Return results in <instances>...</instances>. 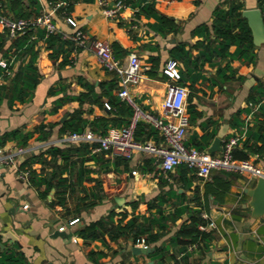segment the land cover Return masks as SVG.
<instances>
[{"label": "crops", "instance_id": "0c3cea01", "mask_svg": "<svg viewBox=\"0 0 264 264\" xmlns=\"http://www.w3.org/2000/svg\"><path fill=\"white\" fill-rule=\"evenodd\" d=\"M12 1L0 0V10L14 17L20 12L33 15L46 11L59 31L72 34L81 29L87 40L80 44L66 38L70 42L56 43L52 48L46 45L44 26L33 27L30 38L36 41L35 64L40 75L31 88H26L25 101L10 100V78L22 67L28 53L24 46L13 43L24 31L13 37L0 25L4 39L0 61L7 62V66L0 64V140L6 132L22 134L42 122L54 123L45 141L37 140V133L25 144L20 143L19 136L0 141L3 151L24 149L15 155L13 163L0 164V261L9 254H22L26 264H118L121 260L124 264H183L180 259L184 250L170 241V236L188 214L187 209L202 203V213L213 219L216 227L206 248L199 244L189 251V264H264V215H251L246 191L256 182L253 172L228 170V176L223 169L215 168L204 179L194 169L185 171L184 164L165 172L150 153L135 151L130 157H122L109 150L93 151L95 142H69L63 139L69 128L61 129L64 121H72L76 108L81 109L83 129L104 122L108 127L121 125L128 120L125 107L130 105L117 93V73L107 69L92 48L91 41L101 38L110 43L114 57L123 63L131 53L138 55L143 72L130 93L141 107L157 114H162L170 82L163 67L170 57L175 58L180 73L176 81L188 88L185 143L219 154L226 138L242 134L237 146L247 142L251 146L247 158L264 172V153L258 150L264 145L258 136L264 133L263 129L259 131L264 120V96L251 97L264 86V42H253L254 61L251 50H240L235 43L224 54H203L208 36H215L212 23L216 7L227 9L238 1L241 10L260 8L264 17V0H123L124 5L114 16L105 14L106 4L99 0H18L15 9L10 6ZM107 1L111 4L115 0ZM68 16L76 23H70ZM161 16L170 19L176 29ZM179 44L187 51L180 58L175 51ZM250 102L257 104L256 110ZM215 137L220 140L210 151ZM148 138L160 139L157 132ZM49 144L73 148L85 144L86 150L73 152L67 162L57 158L58 168L49 155L45 163L29 160ZM31 170L38 173L37 178L53 174L56 185L43 195L46 182L34 183ZM215 175L218 180L214 181ZM225 176L228 188H219V193L205 199V184H220ZM90 200L97 201L76 210ZM109 211L114 212L113 223L125 221L132 214H178L157 241L167 245L168 256L161 260L151 257L150 252L129 253L131 240L121 236L111 239L104 233L103 237L89 239L77 234L79 227ZM73 218L77 220L69 223ZM57 228L72 234L59 235L55 233Z\"/></svg>", "mask_w": 264, "mask_h": 264}, {"label": "trees", "instance_id": "16d2710c", "mask_svg": "<svg viewBox=\"0 0 264 264\" xmlns=\"http://www.w3.org/2000/svg\"><path fill=\"white\" fill-rule=\"evenodd\" d=\"M3 1V0H1ZM18 0H13V4H10L12 8L15 9V5ZM242 4L240 2H232L230 6L227 9L216 7L214 10V21H213V31L215 33V36L211 38L208 36V43L205 46L206 52H203V54L207 57L211 56L213 53H219L224 54L229 45L232 43L237 44V47L240 48V50L249 51L251 50L252 56L251 59L254 61V44L252 40L251 35V29L246 21V18L242 15L241 10ZM37 14H26L24 12H20L18 14V17H31L35 16ZM161 19L163 22H166V24H171L174 27V24L170 23V19L165 18L164 16H161ZM176 29V27H174ZM33 32V27L30 26L26 28L23 32V34L17 36L14 38L13 43L16 45V47H22L28 54L27 59L24 61L22 67L19 70H16L13 75L11 76V82H10V88H9V98L10 100L14 98L20 99V101H25V97L27 96L25 91L27 87H32L39 78V73L37 71V66L35 64L36 56H37V46L35 44V40H32L31 34ZM43 35V32H41ZM14 37V36H13ZM29 39V40H28ZM26 46L23 45L24 41H26ZM46 45L48 47H52L59 43L60 45L63 44V42H70V39H66L62 37V33L60 31L55 32H49L45 36ZM217 40V43L213 45L212 43ZM4 45V39L3 35L0 34V50L3 48ZM176 54L180 57H183V54H186L187 51L184 49V46L182 44H179L178 47H176ZM175 54V53H174ZM50 55L53 57V52L50 53ZM67 60L66 58L64 59ZM256 89V88H255ZM52 92V90H51ZM259 94L257 96L251 95L252 98H261L264 96V86H261V88H258ZM125 110L129 113V117L132 113V107L126 106ZM81 109L76 108L72 112V121H64L62 123L61 129L64 130L66 128H69V130H76L81 131L85 127L84 120L80 117ZM128 117V119H129ZM128 121V120H127ZM101 125L90 127L96 132L104 133L108 126L104 122ZM54 123L51 122H42L39 124L37 128H35L32 131H27L25 133L19 134L17 131L13 132H6L4 133L3 137L0 141H4L6 137H20V143L25 144L29 137H31L34 133L36 134L37 140L45 141L48 139V136L50 135V132L52 130ZM260 129H263L264 132V120H261L260 122ZM110 126V125H109ZM156 130H153V128L150 127V124L144 120L138 121L134 136L137 139L143 140L147 139L150 135L156 133ZM158 134V133H157ZM258 136L264 141V133L261 135V132H259ZM160 138V136H159ZM161 138L158 140L160 141ZM188 145L195 146L199 149H202L198 145H193L186 143ZM85 144L79 146V147H70V146H59L54 144L46 145L41 149V151L37 154H32L29 157V160H34L38 162L45 163L47 160V155L50 156L49 160L50 162L58 168V165L56 164L57 158H62L65 160V162L68 161L70 155L73 152H79L80 150L83 152V150H86ZM248 150H251V146L247 144V142H244L242 147H238L237 145L234 147L232 153L233 156L236 158H247L248 157ZM256 150V149H255ZM259 151L264 153V145L263 147L258 149ZM29 160H26L29 162ZM185 165V164H184ZM185 171L190 170V167L186 165V167L183 168ZM182 169V170H183ZM192 169V168H191ZM224 170V169H223ZM60 171V169H59ZM226 175H230L231 171L224 170ZM83 173V168L80 169V174ZM29 175L31 177V180L34 183L45 181L46 182V188L43 191V195L47 192V190L51 187L56 185V183L53 181L54 175L50 176H41L37 178L38 173L35 172V170L29 171ZM226 178L221 179L220 184H216L215 182H207L205 184L204 188V197L205 199L208 198L209 194L216 195L219 193V188L222 189V191H225L228 188L229 180ZM218 177L214 176V181L218 180ZM38 179V180H37ZM161 200V199H160ZM58 201H62V198L58 199ZM97 200H90L88 202H85L79 206H76V210H79V208L82 207H89L93 205ZM149 205H151V201H148ZM199 206L196 208H188L187 212L188 214L183 218L181 223H179L173 233L170 236V241L174 243H178L180 245L181 250H184V254L181 256L182 263L183 264H189L188 262V254L189 251H187V245L191 242H198L200 246L206 248L208 245L209 240L212 237V230L213 229H201L199 227V224H205L208 219L203 216V206L202 203L198 204ZM179 213V212H178ZM113 211H109L108 213L100 216L97 219L91 220L87 223H85L83 226L79 227L76 232L80 236L94 239V238H100L103 237L104 233H107L108 236L111 239H116L118 237H124V238H130L131 237V244H136L140 239H143L145 243L148 245H151L154 247V249L149 253L151 257H158L161 260H163L166 256H168V250L166 244H157V241L164 235L165 230L168 228L169 223H173L178 216V214L175 213H167L163 214L160 212L158 216H144V215H137L132 214L128 219L123 221L122 219L118 220L116 223H113ZM124 217V215H123ZM172 257H175L174 254H170ZM177 261V259H176ZM0 264H26L22 254L14 255L9 254L7 255L6 259L1 260ZM118 264H124L123 260L120 261Z\"/></svg>", "mask_w": 264, "mask_h": 264}, {"label": "built area", "instance_id": "2783aa9c", "mask_svg": "<svg viewBox=\"0 0 264 264\" xmlns=\"http://www.w3.org/2000/svg\"><path fill=\"white\" fill-rule=\"evenodd\" d=\"M104 6L105 14L114 16L124 5L123 0H115L108 4L107 0H99ZM67 20L75 24L76 21L68 16ZM0 25L8 28L10 35L14 36L23 32L26 28L37 25H43L45 35L49 32L59 31L51 16L42 11L31 17H14L0 10ZM61 32V31H60ZM65 38H71L77 43H85L87 40L86 33L77 29L74 33L61 32ZM92 48L96 53L99 61L109 70L117 73L118 95L125 100L131 107L132 113L128 121L121 125H111L104 133H99L85 128L81 131L70 130L63 135V139L69 142H95L92 145L93 151L109 150L114 154L122 157H130L135 151H145L154 155L159 166L163 171L172 170L179 164H185L195 170L202 178H208L212 169H224L234 171H251L254 174H264L249 158H236L233 156V149L238 144L242 134L231 135L223 142L221 152L213 154L205 149H199L195 146L185 143L189 116L186 109V98L188 88L178 83L176 80L180 77L178 71V62L175 58L170 57L164 64L163 72L170 78L167 84L163 102L162 114L141 107L130 93V88L139 81L143 67L136 53H131L127 62L123 63L116 59L112 53L111 45L108 41L95 38L91 41ZM2 66H7L6 60H1ZM10 73V71H7ZM252 103V102H250ZM253 104V103H252ZM254 105V104H253ZM106 107H110L106 103ZM257 104L254 105L256 110ZM144 120L151 124L158 135L160 141L152 138L137 139L134 136L135 128L138 121ZM24 149L18 148L15 152H6L0 148V164L13 163L15 155L21 153ZM203 216L208 219L205 224H199L201 229H214L216 224L206 213ZM77 218L69 220L74 222ZM59 228H62L60 226ZM140 246H148L147 243L140 239L136 243ZM199 246L198 242H191L187 245V251H191Z\"/></svg>", "mask_w": 264, "mask_h": 264}, {"label": "water", "instance_id": "95a60500", "mask_svg": "<svg viewBox=\"0 0 264 264\" xmlns=\"http://www.w3.org/2000/svg\"><path fill=\"white\" fill-rule=\"evenodd\" d=\"M242 15L247 19V23L251 29L252 40L255 44L264 42V17L260 8H246L242 10ZM220 138L215 137L209 150L212 151L218 144ZM247 193L250 196L248 205L251 207V215L254 218L264 215V174L256 176L254 186L247 188ZM55 233L63 236H70L72 232L66 230H59L57 228ZM131 240V237L129 238ZM154 249L153 246L131 245L128 250L129 253H149Z\"/></svg>", "mask_w": 264, "mask_h": 264}]
</instances>
